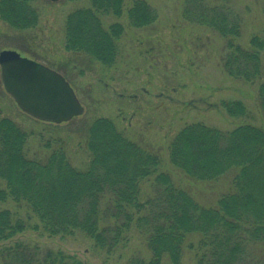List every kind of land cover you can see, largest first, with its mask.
Returning a JSON list of instances; mask_svg holds the SVG:
<instances>
[{"label": "trees", "instance_id": "trees-1", "mask_svg": "<svg viewBox=\"0 0 264 264\" xmlns=\"http://www.w3.org/2000/svg\"><path fill=\"white\" fill-rule=\"evenodd\" d=\"M33 1L0 0V18L16 29L34 26L38 13ZM231 1L183 0L181 13L186 22L226 40L221 67L227 76L259 82L260 124L251 122L254 116L240 100L224 99L217 107L240 121L233 129L189 123L167 147L169 163L190 180L228 179V190L215 205L203 207L175 186L160 171L159 155L111 119L99 117L85 125L88 161L79 169L61 146L43 159L30 158L27 134L1 118L0 202L11 201L25 214L0 209V264H86L60 250L18 241L2 244L28 229L61 237L81 234L93 251L106 256L125 247L135 232L150 257L133 254L125 264H163L164 258L181 264L185 248L193 252L194 264H264V41L254 36L247 48L237 43L241 21L228 6ZM123 9L124 0H88L87 7L71 11L64 26L65 49L112 67L124 28L120 23L105 28L101 17L119 18ZM157 16L143 0L133 1L126 11L129 26L137 29L153 24ZM145 181L150 193L142 191Z\"/></svg>", "mask_w": 264, "mask_h": 264}, {"label": "rangeland", "instance_id": "rangeland-1", "mask_svg": "<svg viewBox=\"0 0 264 264\" xmlns=\"http://www.w3.org/2000/svg\"><path fill=\"white\" fill-rule=\"evenodd\" d=\"M135 0H124L122 15L101 17L104 27L120 23V55L112 67H103L83 53L65 49L64 26L67 15L88 6V0H34L37 22L16 29L0 18V51L12 49L59 72L73 88L84 108L79 118L63 124H47L22 112L5 92L0 79V119L8 118L27 134L25 151L30 158L43 159L61 146L72 166L82 169L88 161L85 125L93 119H111L125 134L161 158L160 171L203 207H213L228 190L227 178L216 182L190 180L168 160L167 147L186 124L202 122L221 130H231L239 120L228 117L218 103L240 100L260 124L257 110L259 82L246 83L227 76L221 67L226 40L208 28L193 25L182 17L183 0H143L157 12L156 21L144 28L129 26L126 11ZM228 6L240 18L237 43L249 46L252 37L264 41V8L260 0H232ZM264 65V51L261 53ZM259 116V117H258ZM1 187L2 184H0ZM142 191L150 193L149 181ZM24 217L25 209L11 201L0 202ZM36 221L35 219H33ZM125 247L111 256L96 253L81 234L61 237L28 229L3 241L37 245L75 255L86 264H125L133 254L149 258L143 239L130 233ZM190 240L195 241L193 237ZM163 264H169L163 259ZM181 264H194L193 252L185 248Z\"/></svg>", "mask_w": 264, "mask_h": 264}, {"label": "water", "instance_id": "water-1", "mask_svg": "<svg viewBox=\"0 0 264 264\" xmlns=\"http://www.w3.org/2000/svg\"><path fill=\"white\" fill-rule=\"evenodd\" d=\"M0 79L18 108L39 121L62 124L84 112L73 88L59 72L15 50L0 51Z\"/></svg>", "mask_w": 264, "mask_h": 264}]
</instances>
